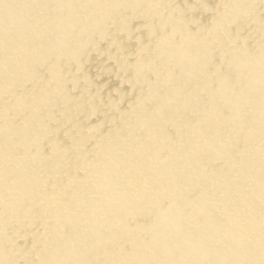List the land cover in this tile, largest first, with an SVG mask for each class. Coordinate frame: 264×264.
<instances>
[{
    "label": "bare ground",
    "instance_id": "6f19581e",
    "mask_svg": "<svg viewBox=\"0 0 264 264\" xmlns=\"http://www.w3.org/2000/svg\"><path fill=\"white\" fill-rule=\"evenodd\" d=\"M0 264H264V0H0Z\"/></svg>",
    "mask_w": 264,
    "mask_h": 264
}]
</instances>
